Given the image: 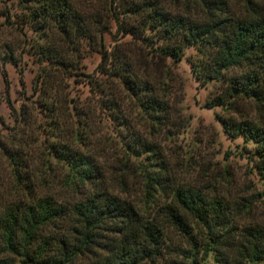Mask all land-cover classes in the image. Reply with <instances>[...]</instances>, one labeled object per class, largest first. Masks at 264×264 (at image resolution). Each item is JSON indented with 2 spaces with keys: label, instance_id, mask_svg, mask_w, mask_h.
<instances>
[{
  "label": "rangeland",
  "instance_id": "rangeland-1",
  "mask_svg": "<svg viewBox=\"0 0 264 264\" xmlns=\"http://www.w3.org/2000/svg\"><path fill=\"white\" fill-rule=\"evenodd\" d=\"M65 1L82 18L81 31L64 33L55 23L40 29L31 21L30 2L0 0V206L37 196L70 203L106 186L150 212L140 167L154 169L148 166L154 152L169 184L224 202L240 213L232 226L264 229V176L254 167L255 144L221 124L247 121L264 129V102L226 94L228 78L246 67L207 79L213 47L166 40L147 25L145 7H133L147 0ZM153 1L200 25L264 16V0H220L221 8L210 12L200 0ZM172 46L177 57L160 53ZM118 70L137 85L129 88ZM141 91L163 102L158 118L139 106ZM54 149L90 159L100 182L80 183ZM161 193L154 194L157 202ZM164 242L169 246L153 264L213 262L211 252H198L194 261L182 256L189 246L171 228Z\"/></svg>",
  "mask_w": 264,
  "mask_h": 264
},
{
  "label": "trees",
  "instance_id": "trees-1",
  "mask_svg": "<svg viewBox=\"0 0 264 264\" xmlns=\"http://www.w3.org/2000/svg\"><path fill=\"white\" fill-rule=\"evenodd\" d=\"M200 1L209 12L222 5L220 0ZM27 2L32 4L31 21L40 29L53 23L64 33L72 28L83 29L82 18L74 14L65 0H22ZM141 6L145 7L147 25L166 40L205 42L213 47L212 61L205 72L207 79H217L220 71L229 67H246L243 73L228 78V97L242 93L264 102L263 14L249 13V16L200 25L163 10L153 0L133 3L140 10ZM160 53L177 57V48L165 47ZM118 74L123 83L133 85L129 88L137 85L128 75L119 70ZM140 97L143 98L139 106L150 114L155 112L158 118L163 102L144 92ZM221 124L227 133L241 134L255 144L254 167L264 176V129L247 121L236 123L223 119ZM141 146L150 148L146 144ZM53 152L64 160L80 183L98 180L99 172L90 159L68 149ZM152 157L153 162L148 166L154 167L153 170L140 167L144 169V197L152 205L150 212L140 211L130 200L119 198L106 186L70 203L37 196L31 200L18 198L0 206V264H15V261L18 264H153L169 246L164 242L169 228L188 244L189 250L181 252L190 260L194 261L201 251L204 257L212 253L211 264L264 263L261 226H232L234 217L240 213H232L224 202L208 198L196 188L172 186L164 174L162 160L154 152ZM156 191L162 192L158 202L154 199ZM232 245L235 248L230 252ZM171 250L174 252V248Z\"/></svg>",
  "mask_w": 264,
  "mask_h": 264
}]
</instances>
